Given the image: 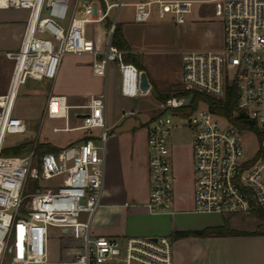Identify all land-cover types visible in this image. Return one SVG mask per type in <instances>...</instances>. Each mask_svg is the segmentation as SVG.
Returning a JSON list of instances; mask_svg holds the SVG:
<instances>
[{
  "label": "built area",
  "instance_id": "obj_1",
  "mask_svg": "<svg viewBox=\"0 0 264 264\" xmlns=\"http://www.w3.org/2000/svg\"><path fill=\"white\" fill-rule=\"evenodd\" d=\"M215 3L222 22V46L183 52L180 84L225 99L236 96L231 115L203 105L187 112L183 95L161 102L164 112L148 122V164L151 190L146 207L151 213L169 212L174 201L175 176L171 163V138L177 127L173 114L186 117L192 134L194 159V211L232 215L264 208V0H0V9H28L20 48L7 55L14 60L11 84L0 94V264H174L173 237L127 236L115 239L90 234L94 213L101 203L105 140L107 138V94L91 95L84 104L71 105L64 94L48 96L44 116L63 118L65 125L54 131L101 128L103 144L89 132L79 143L38 156L33 147L26 154L2 153L9 134L27 130L25 120L13 114L17 91L29 79H54L66 53L91 52L94 74L107 77L111 61L118 63L127 95L141 93L140 73L123 59L124 51L113 42L122 5L134 6V19L170 17L185 21L195 3ZM116 11L113 14V11ZM101 24L100 35L88 36V25ZM102 35L100 40V36ZM105 48L101 49L100 43ZM82 123L71 126V109ZM252 121L236 123L239 115ZM134 115L135 110L124 112ZM256 146L247 149V137ZM61 177L59 184L38 188L34 207H25L29 177ZM25 208V209H24ZM69 223L83 229L84 250L69 261L48 260L49 230L63 225L55 216L79 217ZM173 212V211H172Z\"/></svg>",
  "mask_w": 264,
  "mask_h": 264
},
{
  "label": "rangeland",
  "instance_id": "obj_2",
  "mask_svg": "<svg viewBox=\"0 0 264 264\" xmlns=\"http://www.w3.org/2000/svg\"><path fill=\"white\" fill-rule=\"evenodd\" d=\"M113 1V0H111ZM126 2L134 0H124ZM72 5L73 0H69ZM195 10L186 16V19L182 23H176L172 18H152L148 21H136L134 19V6L130 4L122 5L119 16L118 25L123 27L124 34L128 40L132 51L139 54L141 62L148 68L150 81L155 85L152 92L149 94L140 95L137 98H124L120 99V102L124 105H111L112 92L115 87L118 86V75L114 70L115 61H111L109 65L108 77L94 76L92 74V62L94 55L92 53L77 54L66 53L61 61L82 62L80 68V76L82 77L83 87L91 83H96L94 79L96 77L102 78V93L106 91L107 94V123L108 131L107 138L105 140V151L107 153V144L112 136V133H117L119 129L125 130V133H129V129L133 124H137L139 127L138 135L141 139H145L146 130L141 124V120L153 118L155 115L164 112L165 114L172 115L169 111L162 109L161 102L157 99V90L164 91L170 87L174 88V84H179L181 77L182 67V55L186 50L191 49H205V48H219L222 45V22L221 19L215 15V3H195ZM11 9V8H10ZM13 9V8H12ZM115 10L113 14H115ZM102 30L101 24L88 25V36L96 39ZM102 35L100 36V40ZM14 39H12L13 41ZM5 42V41H4ZM7 44L0 43V54H5ZM101 49L105 48L104 44L100 43ZM20 48V47H19ZM72 55V56H70ZM61 65V62H60ZM59 65V67H60ZM91 65V67H90ZM59 71V69H58ZM57 76V75H56ZM87 81V82H86ZM28 83V84H27ZM21 84L17 91V97L14 103L13 114L16 116H25L27 130L22 134H9L5 145L13 146L22 142L31 141L37 143H50L55 146L62 147L63 145L79 140L87 133L92 132L97 144H103L101 139V128H94L91 130H71V131H54V126L62 127L65 125L64 119L50 118L48 116H42V109L49 93L50 85H47L45 90L33 91L28 88V85L32 81ZM70 84H78L70 82ZM181 88L182 85H180ZM106 88V89H105ZM105 89V90H104ZM56 89H52L55 93ZM121 104V103H120ZM203 105L202 101L193 100L189 106H185L186 111L189 113L194 108ZM128 110H135L134 115H125L124 112ZM73 109L71 111L70 125L76 126L82 123V119H78L74 116ZM112 114H115L118 118L117 125L111 124ZM173 119L177 127L172 134V170L175 176L174 180V201L169 212L150 214L147 207L145 208L146 214L133 216L131 219L135 226L144 227L150 226L157 231L153 235L167 234L172 235L169 231L170 225L173 230L179 229L178 226H194L199 220L204 219H218L223 220L228 217L227 214L220 213H198L189 212L184 213L179 211L180 207L177 205L178 199H184L188 203L191 196L194 200V179L195 173L193 170L194 159L192 154V138L191 129L187 124L186 117L175 112ZM119 128V129H118ZM127 129V130H126ZM257 142L253 136L247 137V149L251 150L256 146ZM28 151H24L20 154H26ZM106 174V162L104 168V180ZM61 177H53L50 179L45 178H32L29 177L26 182L24 194L26 195L24 200L25 207L32 208L36 204V192L38 188L45 189L59 184ZM149 185L151 186V175L149 171ZM104 187V182H103ZM104 199V192H102L101 203L93 215L90 234L92 237L101 235L103 233V224L97 219V212L101 208ZM194 202V201H193ZM194 204V203H193ZM189 209H192L194 205H188ZM187 206V207H188ZM25 209V208H24ZM173 211V212H172ZM250 219L254 222V226L258 228L260 220L253 215V213L244 214L236 213L230 215L229 223L235 221H242L244 219ZM58 220L84 221L87 219L86 213H81L79 217L62 216L56 217ZM50 241L48 244V260L51 262H58L62 260L71 259L77 253L74 248L75 241L81 239L76 238L72 232L80 229L78 226H64L56 227L52 226ZM166 229L167 232H160V229ZM168 228V229H167ZM72 233V234H71ZM84 250V244L81 249Z\"/></svg>",
  "mask_w": 264,
  "mask_h": 264
},
{
  "label": "crops",
  "instance_id": "obj_3",
  "mask_svg": "<svg viewBox=\"0 0 264 264\" xmlns=\"http://www.w3.org/2000/svg\"><path fill=\"white\" fill-rule=\"evenodd\" d=\"M28 16V9H0V43L7 44L6 48H4L5 54H0V94H4L8 91L14 68V60L10 58L7 53L10 51H17L19 49ZM12 39L14 40L12 41ZM86 53L90 54L91 52ZM77 54L81 55L85 53H73V55ZM80 63L82 62L74 61L71 63L69 61H61L59 71L54 79H29L28 81L31 80L32 83L28 85V88L33 91H38L42 89L45 90L47 85H50L48 96L49 94L54 93L52 92V89H56L55 94L66 95L68 102L71 105L87 103L91 95H98L103 92L102 78L96 77V79H94L96 83H91L87 85L86 88H84V82H82V77L79 74L80 68L82 66ZM136 68L138 71H142L138 69L137 66ZM145 68L149 76L148 68L146 66ZM114 70L117 72L116 74L118 75L119 84L112 92L111 105H124L125 103H122L123 101L120 102L121 98H137L140 95H147L152 92L154 85L149 78L151 85L146 91L141 89V93L139 94H125L122 90L123 77L117 62L114 64ZM92 74L94 76H100L94 74L93 69ZM107 77H105V79ZM70 82L78 84H70ZM48 96L45 103L43 104L44 108L42 109V116H44V110L47 104ZM73 109H71V111ZM115 116V114H112L111 119V124L114 126H116L118 122V118ZM19 117L26 120L25 116ZM75 117L80 119L77 116ZM150 119L152 118L141 120L143 128L147 129L145 139L140 138L138 135L139 127L137 124H133L129 129V131L132 132L129 133H125V130L118 128V132L112 133V136L107 144V153L105 151L106 174L102 191L104 192V199L101 208L97 212V219L100 222H104L102 225L104 230L101 234L103 236H108L115 239H123L127 236H150L157 231L150 226L138 228V226H135L136 224L132 223L134 219H131L133 216L146 214L144 212L146 210V203L151 190V186L149 185V149L147 128ZM87 135L88 133L84 137ZM84 137L76 141H71L62 147L79 143ZM172 142L173 141L171 139V143ZM52 146H54L56 149L60 148V146ZM193 201L194 200L192 196L188 203H186L184 199H178L177 205L180 207L179 211L184 213L195 212L194 207L189 209L188 206L194 205ZM149 213L159 214L151 213L150 211ZM62 216H55L53 220L57 223L64 224L52 226H70L68 225L69 223L79 221H64L56 219V217ZM228 217L230 218V215H228ZM223 223L224 219H204L194 223V226L184 227L176 225L179 227V229L175 230H173L172 226L170 225L169 231L173 234L178 230H197L208 226L221 225ZM229 225L236 229L245 230L248 233L237 235L189 234L186 236L173 237L174 264H264V234L252 233L257 229L254 226V222L250 221L248 218L242 221L232 222L231 224L229 223ZM79 228L80 229L72 232L76 238L81 239L80 241H75L74 243V248L77 250V253L82 251L81 249L83 247V229L81 227ZM159 231L163 233L167 232L168 230L162 228L158 230V233ZM51 233V230H49L48 244L50 241V236L52 235ZM74 257L58 262L69 261Z\"/></svg>",
  "mask_w": 264,
  "mask_h": 264
},
{
  "label": "trees",
  "instance_id": "obj_4",
  "mask_svg": "<svg viewBox=\"0 0 264 264\" xmlns=\"http://www.w3.org/2000/svg\"><path fill=\"white\" fill-rule=\"evenodd\" d=\"M113 42L117 45V47L124 51L123 59L125 62H130L135 64L138 69L146 70L145 66L140 60L139 54L132 51V48L125 37L123 27L121 24H117L116 29L113 34ZM148 74V73H147ZM177 83L174 84V88L170 87L164 91L157 90V99L160 101H164L167 98L175 95H183L188 96L192 94V100L198 101L200 98L206 99L210 103V107L212 110L223 113L226 115H231L236 107V96L234 91L230 90L225 99H216L212 96L206 95L199 91H189L180 87ZM155 89V85L153 86ZM240 121L248 122L252 124V121L248 120L243 113H241L236 120V123H241ZM33 147H35V152L38 156H41L43 153L51 150H55L56 148L49 143H35L31 141L22 142L13 146L4 145L2 153L6 155H18L24 151H30ZM253 215L256 216L260 220V225L258 228L252 233L264 234V208H257ZM248 233L245 230H240L233 228L229 225V217L224 219V223L221 225L208 226L203 229L197 230H178L172 234V237L186 236L189 234L196 235H237V234H246Z\"/></svg>",
  "mask_w": 264,
  "mask_h": 264
},
{
  "label": "water",
  "instance_id": "obj_5",
  "mask_svg": "<svg viewBox=\"0 0 264 264\" xmlns=\"http://www.w3.org/2000/svg\"><path fill=\"white\" fill-rule=\"evenodd\" d=\"M150 81H149V76L145 70H142L140 73V87L143 91H146L150 87ZM192 98V94L183 97L182 100L185 104H188L189 101Z\"/></svg>",
  "mask_w": 264,
  "mask_h": 264
}]
</instances>
